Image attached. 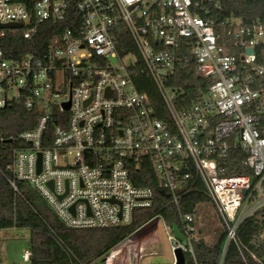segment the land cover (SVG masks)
Returning a JSON list of instances; mask_svg holds the SVG:
<instances>
[{"label": "built area", "instance_id": "built-area-1", "mask_svg": "<svg viewBox=\"0 0 264 264\" xmlns=\"http://www.w3.org/2000/svg\"><path fill=\"white\" fill-rule=\"evenodd\" d=\"M220 10L218 0H0V23L21 24L0 35L20 30L30 39L52 25L46 48L0 58V108L40 112L17 136L24 145L14 148L6 177L13 189L26 182L71 228L125 226L153 204V190L132 175L149 164L184 224L179 239L164 223L171 264L176 251L194 258L202 233L198 204L180 208L190 193L204 194L223 226L216 264H226L232 247L243 264H264V18L244 22ZM137 60L166 118L134 84ZM190 66L209 84L179 110L178 89L166 80ZM248 224L255 230L243 242Z\"/></svg>", "mask_w": 264, "mask_h": 264}, {"label": "trees", "instance_id": "trees-1", "mask_svg": "<svg viewBox=\"0 0 264 264\" xmlns=\"http://www.w3.org/2000/svg\"><path fill=\"white\" fill-rule=\"evenodd\" d=\"M218 1L221 5L220 14L223 16L234 15L244 22L264 18V0ZM51 26L41 25L37 34L30 39L24 38L20 30L12 32L4 29V35H0V58H19L26 52L35 51L37 47L46 48L51 38L48 32ZM123 37L130 41V35L126 31ZM131 44L129 42V47ZM120 52L124 53L121 49ZM129 70L137 89L146 94L153 105L155 114L159 118H166L167 108L143 62L137 60ZM166 83L178 89L176 106L179 110H185L206 91L209 80L195 76L194 69L190 66L168 77ZM39 114L37 109L29 110L23 104L0 108V229H29V264H92L156 215H160L172 232L183 239L184 224L180 220L178 209L170 203L167 192L159 186L149 164H140L138 168H134L132 175L136 184L149 186L153 190V204L147 208L135 209L131 222L125 226L71 228L54 214L45 200L26 182L18 181L15 191L6 178L9 177L7 167L12 161L14 148L24 145L18 139V134L32 128ZM54 119L59 123L57 118ZM52 127L49 125L50 129ZM9 138H12L11 142L4 141ZM203 201H208L204 194L190 193L182 199L180 208L182 212L190 213ZM249 226L250 224L244 226L240 232L239 237L243 242H247L255 230ZM222 238L221 234L214 246H209L198 238L193 242L194 258L190 253H184L183 264H216ZM226 264H243L234 247L226 257Z\"/></svg>", "mask_w": 264, "mask_h": 264}, {"label": "rangeland", "instance_id": "rangeland-1", "mask_svg": "<svg viewBox=\"0 0 264 264\" xmlns=\"http://www.w3.org/2000/svg\"><path fill=\"white\" fill-rule=\"evenodd\" d=\"M194 218L196 227L202 229L199 240L214 246L223 232V226L212 203H199ZM168 235L162 218L154 217L92 264H171L173 254ZM29 239L28 228L0 229V264H29L23 261Z\"/></svg>", "mask_w": 264, "mask_h": 264}, {"label": "water", "instance_id": "water-1", "mask_svg": "<svg viewBox=\"0 0 264 264\" xmlns=\"http://www.w3.org/2000/svg\"><path fill=\"white\" fill-rule=\"evenodd\" d=\"M21 27L20 23H0V28H19ZM251 49H248L247 52H251ZM64 108L69 107V102L63 104ZM5 142H11L12 138H9L7 140H4ZM40 169V154L38 157V171ZM51 184V183H50ZM176 262L174 264H183L184 262V255L181 251L175 252Z\"/></svg>", "mask_w": 264, "mask_h": 264}, {"label": "crops", "instance_id": "crops-1", "mask_svg": "<svg viewBox=\"0 0 264 264\" xmlns=\"http://www.w3.org/2000/svg\"><path fill=\"white\" fill-rule=\"evenodd\" d=\"M23 261H26V262H28V260H24V259H23Z\"/></svg>", "mask_w": 264, "mask_h": 264}]
</instances>
